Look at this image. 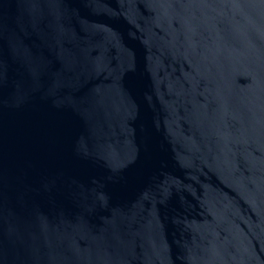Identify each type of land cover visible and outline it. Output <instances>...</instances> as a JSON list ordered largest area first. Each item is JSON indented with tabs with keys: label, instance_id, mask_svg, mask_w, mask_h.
<instances>
[{
	"label": "water",
	"instance_id": "1",
	"mask_svg": "<svg viewBox=\"0 0 264 264\" xmlns=\"http://www.w3.org/2000/svg\"><path fill=\"white\" fill-rule=\"evenodd\" d=\"M0 264H264V0H0Z\"/></svg>",
	"mask_w": 264,
	"mask_h": 264
}]
</instances>
